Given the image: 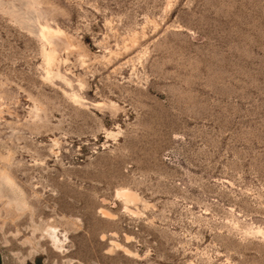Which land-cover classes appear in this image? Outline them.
<instances>
[{"label": "rangeland", "instance_id": "rangeland-1", "mask_svg": "<svg viewBox=\"0 0 264 264\" xmlns=\"http://www.w3.org/2000/svg\"><path fill=\"white\" fill-rule=\"evenodd\" d=\"M0 264H264V0H0Z\"/></svg>", "mask_w": 264, "mask_h": 264}, {"label": "bare ground", "instance_id": "bare-ground-1", "mask_svg": "<svg viewBox=\"0 0 264 264\" xmlns=\"http://www.w3.org/2000/svg\"><path fill=\"white\" fill-rule=\"evenodd\" d=\"M48 33H56V31L53 30H49ZM117 195L122 197L123 199L127 200L129 197H131V195L129 194L128 191L126 190H120L117 192ZM116 195V196H117ZM106 214V213H105ZM50 231H46L49 240L51 241L52 245L56 248V249H60L62 247V242L60 241V239L58 238L56 231L54 228H50Z\"/></svg>", "mask_w": 264, "mask_h": 264}]
</instances>
